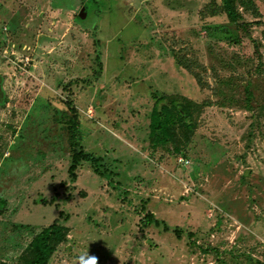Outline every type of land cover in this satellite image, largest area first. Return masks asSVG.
Returning a JSON list of instances; mask_svg holds the SVG:
<instances>
[{"label":"rangeland","instance_id":"1","mask_svg":"<svg viewBox=\"0 0 264 264\" xmlns=\"http://www.w3.org/2000/svg\"><path fill=\"white\" fill-rule=\"evenodd\" d=\"M233 7L0 0V264L54 223L46 264H264V0Z\"/></svg>","mask_w":264,"mask_h":264},{"label":"trees","instance_id":"2","mask_svg":"<svg viewBox=\"0 0 264 264\" xmlns=\"http://www.w3.org/2000/svg\"><path fill=\"white\" fill-rule=\"evenodd\" d=\"M233 1L234 0H221L222 11L226 15V18L230 23L245 30L247 28V24L242 20V17L239 16V14L234 10ZM99 58L100 54L97 53L95 57L96 78L100 76L101 70V62ZM65 111L69 116V130L73 139V148H75L78 129L81 122V116L75 106L70 101H67L65 103ZM180 111L186 112L187 109L179 104H172L169 107L161 106L159 109L154 107L150 114V133L153 135L156 132H160L165 135L168 130H170L171 125L176 122L174 119H177L178 121L182 122L181 118H179ZM78 158H81L83 160H90L91 162L95 161L91 157L86 156L81 152L76 155L74 154L72 164L69 168V177H71V179L74 178L72 170L74 168V163ZM0 205L1 207H3L4 203L0 202ZM145 218L147 219V221H152L150 214H147ZM154 224L158 225L157 222H154ZM164 230H166V228ZM66 236V228L57 223L51 224L36 232L31 237L28 247L31 257L30 264H46L47 261L50 259L52 253L55 251L56 247L66 241Z\"/></svg>","mask_w":264,"mask_h":264},{"label":"clouds","instance_id":"3","mask_svg":"<svg viewBox=\"0 0 264 264\" xmlns=\"http://www.w3.org/2000/svg\"><path fill=\"white\" fill-rule=\"evenodd\" d=\"M85 264H98V258L95 256H89L86 259Z\"/></svg>","mask_w":264,"mask_h":264}]
</instances>
